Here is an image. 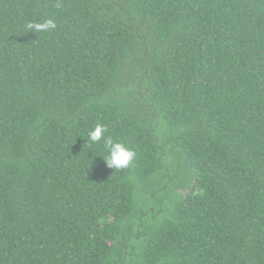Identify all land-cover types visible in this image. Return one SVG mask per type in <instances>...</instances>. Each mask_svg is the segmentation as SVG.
Returning <instances> with one entry per match:
<instances>
[{
  "label": "trees",
  "instance_id": "trees-1",
  "mask_svg": "<svg viewBox=\"0 0 264 264\" xmlns=\"http://www.w3.org/2000/svg\"><path fill=\"white\" fill-rule=\"evenodd\" d=\"M0 264H264V0H0Z\"/></svg>",
  "mask_w": 264,
  "mask_h": 264
},
{
  "label": "clouds",
  "instance_id": "clouds-1",
  "mask_svg": "<svg viewBox=\"0 0 264 264\" xmlns=\"http://www.w3.org/2000/svg\"><path fill=\"white\" fill-rule=\"evenodd\" d=\"M57 7H59L58 4ZM55 28L56 22L52 18H45L42 21L30 20L25 24L26 32L45 33ZM106 133L107 128L101 123H96L89 128L85 137L88 149L92 151V147L103 140L104 151L97 155L102 157L106 166L112 170L129 169L136 158L135 151L118 138H113Z\"/></svg>",
  "mask_w": 264,
  "mask_h": 264
}]
</instances>
